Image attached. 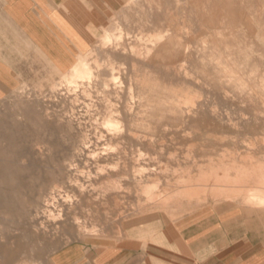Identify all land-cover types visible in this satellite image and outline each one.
<instances>
[{"label": "rangeland", "instance_id": "rangeland-1", "mask_svg": "<svg viewBox=\"0 0 264 264\" xmlns=\"http://www.w3.org/2000/svg\"><path fill=\"white\" fill-rule=\"evenodd\" d=\"M149 2L123 0L83 63L0 100V264L199 215L264 264L248 207H264V0H221L232 17L210 25L208 1L182 0L163 32L139 27L164 16Z\"/></svg>", "mask_w": 264, "mask_h": 264}, {"label": "crops", "instance_id": "crops-1", "mask_svg": "<svg viewBox=\"0 0 264 264\" xmlns=\"http://www.w3.org/2000/svg\"><path fill=\"white\" fill-rule=\"evenodd\" d=\"M149 1V9L155 6L164 12L160 19L140 22L139 27L150 32L167 30L173 22L170 17H179L185 10V4H180L182 0H176L173 7ZM184 1L192 3L189 7L193 13H199L201 0ZM206 1L208 25L221 15L222 8L232 17V8L221 0ZM122 4L123 0H0V100L8 98L11 91L38 86L51 76L71 72L74 64L83 63L96 32ZM167 8L174 12L169 13ZM79 56L82 58L75 62ZM249 201L259 205L258 199ZM200 219L201 215L192 216L158 230L153 226L132 228L108 243L73 240L29 264L261 263L259 251L249 253L245 243L234 245L229 232L218 235L215 228L204 233Z\"/></svg>", "mask_w": 264, "mask_h": 264}, {"label": "bare ground", "instance_id": "bare-ground-1", "mask_svg": "<svg viewBox=\"0 0 264 264\" xmlns=\"http://www.w3.org/2000/svg\"><path fill=\"white\" fill-rule=\"evenodd\" d=\"M168 10L170 9V8H167ZM85 64V63H84ZM74 72V71H73ZM70 76V75H69ZM118 122V121H117ZM122 122V121H121ZM116 123V122H115ZM114 123V124H115ZM106 124V123H105ZM107 125V124H106ZM115 126V125H114ZM118 127V126H117ZM119 128V127H118ZM116 130H118L117 128H116ZM108 138H110V137H108ZM116 138V137H115ZM120 139V138H119ZM71 141V140H70ZM84 141H86V140H84ZM107 142V141H106ZM77 144V143H76ZM19 147V146H18ZM4 148V147H3ZM21 149V148H20ZM23 150V149H22ZM21 150V151H22ZM20 151V150H19ZM6 152V151H5ZM3 156V155H2ZM5 157V156H4ZM5 159V158H4ZM18 159V158H17ZM11 160V159H10ZM23 165V164H22ZM15 166V165H14ZM16 167V166H15ZM22 167V166H21ZM17 169V168H16ZM11 170V169H10ZM24 171V170H23ZM17 174V173H16ZM51 174V173H50ZM38 176H36V178H37ZM3 182V181H2ZM255 187V186H254ZM258 188V187H257ZM5 189V188H4ZM6 190V189H5ZM252 191V190H251ZM258 195V193L256 192V193H249V199H253V200H256V199H258V201H259V204H262L263 203V199H262V197L260 198V197H258L257 196ZM264 197V196H263ZM3 198V197H2ZM1 200V199H0Z\"/></svg>", "mask_w": 264, "mask_h": 264}]
</instances>
